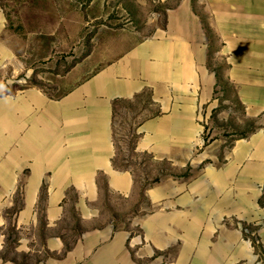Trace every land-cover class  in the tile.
Here are the masks:
<instances>
[{
	"label": "crops",
	"instance_id": "0c3cea01",
	"mask_svg": "<svg viewBox=\"0 0 264 264\" xmlns=\"http://www.w3.org/2000/svg\"><path fill=\"white\" fill-rule=\"evenodd\" d=\"M168 21L161 49L144 44L60 95L0 94V264H264L262 197H202L203 185L172 181L141 195L119 161V97L153 88L161 115L141 132L185 142L225 90L264 111V0H178ZM247 143L229 152L223 184L241 168L264 181L263 143ZM174 147L193 148L161 153Z\"/></svg>",
	"mask_w": 264,
	"mask_h": 264
},
{
	"label": "rangeland",
	"instance_id": "374dc122",
	"mask_svg": "<svg viewBox=\"0 0 264 264\" xmlns=\"http://www.w3.org/2000/svg\"><path fill=\"white\" fill-rule=\"evenodd\" d=\"M177 4L178 0H0V94L37 86L60 95L103 68L119 65L144 44L148 52L153 45L161 49V36L169 32V10ZM223 92L216 106L204 103L201 135L187 142L141 132L146 119L161 115L153 88L117 98L114 139L119 161L136 177L141 195L162 181L184 186L197 182L203 185L202 197H262L264 208V181L255 184L258 177L246 175L243 168L226 184L222 180L234 145L258 140L264 147V111H247L232 91L229 100ZM179 145L192 146V153H178V147L176 153H161L163 147Z\"/></svg>",
	"mask_w": 264,
	"mask_h": 264
}]
</instances>
